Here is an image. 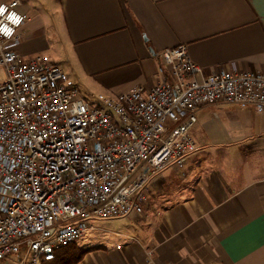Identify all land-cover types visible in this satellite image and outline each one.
Listing matches in <instances>:
<instances>
[{"label": "crops", "instance_id": "obj_1", "mask_svg": "<svg viewBox=\"0 0 264 264\" xmlns=\"http://www.w3.org/2000/svg\"><path fill=\"white\" fill-rule=\"evenodd\" d=\"M21 10L20 53L59 64L86 99L172 82L158 54L181 44L203 74L264 73V0H22ZM194 138L182 167L151 180L142 214L109 219L125 222L111 231L120 241L86 236L77 264H264V113L205 106Z\"/></svg>", "mask_w": 264, "mask_h": 264}, {"label": "built area", "instance_id": "obj_2", "mask_svg": "<svg viewBox=\"0 0 264 264\" xmlns=\"http://www.w3.org/2000/svg\"><path fill=\"white\" fill-rule=\"evenodd\" d=\"M21 4L0 0V262L48 264L95 220L142 214L151 180L197 151L203 107L264 113V73L203 74L185 44L158 54L172 82L90 102L59 64L20 53Z\"/></svg>", "mask_w": 264, "mask_h": 264}, {"label": "rangeland", "instance_id": "obj_3", "mask_svg": "<svg viewBox=\"0 0 264 264\" xmlns=\"http://www.w3.org/2000/svg\"><path fill=\"white\" fill-rule=\"evenodd\" d=\"M47 17L50 18L49 15ZM61 49H63V47H60L58 50L60 51ZM58 50H57V52H58ZM45 56H50V55H45ZM65 67H67V65ZM0 76H1V78H3V76H4V73H3L2 70H0ZM97 94H98V92H97ZM87 99L90 100V101H94V102L98 101V98L91 97V96H89V98H87ZM95 224H96L97 228L98 227L100 228V230H95V231L92 230V231H89L86 235H84L85 236L84 238H81L78 241V242L81 243V245H83L86 242V236H90V235L95 236V235H98L101 243L104 244V243L107 242L108 243L107 246L109 247L110 246L109 245L110 243L115 244V243H117V242L120 241L119 235L117 233H115V232H121V228H123L124 225H126L125 222L122 221V220L121 221H114V220H95ZM112 230H114L115 232L114 231L111 232ZM74 246L77 247V249L79 251L86 250V249L82 248L79 245V243H76ZM18 262H19V260H18L17 257H10V258H7L5 260H2L0 262V264H18Z\"/></svg>", "mask_w": 264, "mask_h": 264}, {"label": "trees", "instance_id": "obj_4", "mask_svg": "<svg viewBox=\"0 0 264 264\" xmlns=\"http://www.w3.org/2000/svg\"><path fill=\"white\" fill-rule=\"evenodd\" d=\"M77 243V242H76ZM73 243L56 252V259L48 264H77L83 258L86 250L79 251Z\"/></svg>", "mask_w": 264, "mask_h": 264}, {"label": "snow or ice", "instance_id": "obj_5", "mask_svg": "<svg viewBox=\"0 0 264 264\" xmlns=\"http://www.w3.org/2000/svg\"><path fill=\"white\" fill-rule=\"evenodd\" d=\"M0 11H3V9H2V8H0Z\"/></svg>", "mask_w": 264, "mask_h": 264}, {"label": "clouds", "instance_id": "obj_6", "mask_svg": "<svg viewBox=\"0 0 264 264\" xmlns=\"http://www.w3.org/2000/svg\"><path fill=\"white\" fill-rule=\"evenodd\" d=\"M0 12H2V11H0ZM5 31H8L7 29H5Z\"/></svg>", "mask_w": 264, "mask_h": 264}]
</instances>
